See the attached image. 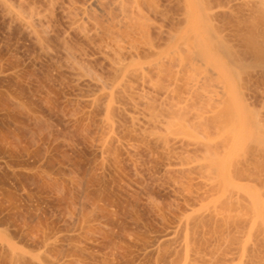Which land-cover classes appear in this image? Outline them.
I'll use <instances>...</instances> for the list:
<instances>
[{
  "label": "rangeland",
  "instance_id": "rangeland-1",
  "mask_svg": "<svg viewBox=\"0 0 264 264\" xmlns=\"http://www.w3.org/2000/svg\"><path fill=\"white\" fill-rule=\"evenodd\" d=\"M154 1L138 59L97 5L0 0V264H264V0Z\"/></svg>",
  "mask_w": 264,
  "mask_h": 264
},
{
  "label": "bare ground",
  "instance_id": "bare-ground-1",
  "mask_svg": "<svg viewBox=\"0 0 264 264\" xmlns=\"http://www.w3.org/2000/svg\"><path fill=\"white\" fill-rule=\"evenodd\" d=\"M54 1V0H53ZM69 1V6H68V11H67V14L70 16V18H72L71 19V28L72 29H74V30H76V31H78V32H80L82 35H86V33H85V31H87L86 29H87V22H91L92 24H93V26H94V29L96 30V32L98 31V30H100V27H99V25L101 24V22H100V18H99V16L100 15H102L104 12H106V16H107V18H106V22L108 23V25H106L104 22H103V25L105 26L104 28H105V31H106V33L109 35V37L112 39V41L116 44V47L118 48V50H120V51H127V52H131V51H133V52H135L136 53V55H138L137 56V58L138 59H140L139 57V50H140V46L141 47H143V46H147L148 47V49H150V50H154L155 49V45H154V42L152 41V36H151V28H150V26L152 25H150V22L152 21L151 19H150V16H148V14H147V12H146V9H149V10H151L152 9V11H154V10H156V11H158V6L156 5V3H155V1L154 0H85L84 1V3H79V0H78V2L77 1H75V0H68ZM52 2V1H51ZM82 2V1H81ZM95 4V5H94ZM87 5H88V7H87ZM89 5H94V6H90L89 7ZM99 6L98 7V11H99V9L101 10L99 13H101L102 12V10L104 11L102 14H100V15H98V17H96L97 15L96 14H93L94 16L92 17L89 13H90V8H92V7H95V6ZM89 9V10H88ZM93 9V8H92ZM92 9H91V11H92ZM95 9V8H94ZM154 9V10H153ZM188 9V8H187ZM89 11V12H88ZM155 11V12H156ZM188 12H189V10H188ZM187 12V13H188ZM148 16V17H147ZM189 16H191V15H189ZM101 17V16H100ZM31 18L32 19H34V17H32L31 16ZM39 20L41 19L40 17L38 18ZM148 19H150L151 21H149L148 22ZM24 22H25V24H27L26 25V28L28 29V30H30V31H32V32H34L35 30L33 29V25H31L30 24V20H27V19H25V18H23L22 19ZM32 21V20H31ZM85 25H86V27H85ZM179 29V31H180V28L181 27H178ZM102 29V28H101ZM195 30V29H194ZM178 31V32H179ZM177 34H175V35H172V34H174V33H171L170 34V36H169V38L171 39H169L170 40V42H169V40H168V46L166 47V45L164 46V47H162V48H157L155 51H154V53L152 54V55H150V56H148V58L150 59V57L152 58L153 57V59H152V64H150V66H152V67H165L166 66V59H167V57H169V56H174V55H176L175 57L176 58H178V55L180 56V55H182V53H181V43L183 42V41H181L180 42V34L177 32V30L175 31ZM195 31H193V33H194ZM98 33V32H97ZM190 33H191V31H190ZM203 33V32H202ZM88 34V33H87ZM191 35H192V38H190L191 36L189 35V38H188V35H187V40L189 41H191V39H194V35L191 33ZM203 35V34H202ZM88 36V35H87ZM86 36V37H87ZM204 37V36H203ZM211 37V36H210ZM125 39L126 40H130L129 41V45L128 46H126L125 45ZM183 39V38H182ZM206 39V38H205ZM186 42H187V40L186 39H184ZM195 40V39H194ZM189 41V44L191 43L192 44V42H194L193 40H192V42H190ZM127 43V42H126ZM212 38H208V40L207 41H205L204 39H201L200 40V42H199V44H198V46H199V48H202L201 50H199V49H197V52H198V50H199V54L198 53H194V52H196L195 51V49H193L194 51H193V53L194 54H196V56H197V54H198V56H200L199 58H202V60L204 59V60H206V58L208 59V61H209V59H210V57L209 56H211L212 55ZM128 44V43H127ZM190 44V45H191ZM194 45H195V42L193 43ZM213 44H216L215 43V41H214V43ZM186 45V44H185ZM188 45H186V47H187ZM214 46V45H213ZM128 47V48H127ZM214 47H216V45L214 46ZM213 47V48H214ZM183 48V47H182ZM192 48H194V46L192 47ZM225 48V47H224ZM227 48V47H226ZM225 48V49H226ZM135 50V51H134ZM227 50V49H226ZM228 51V50H227ZM183 52V51H182ZM227 53H229V52H227ZM173 58L171 61H169V63L171 64V62H175L174 60H176V58ZM180 57H182V56H180ZM179 57V58H180ZM135 59V57L133 56L132 58H131V60H130V64H133V63H135V61L136 60H138V59ZM229 59H230V57H229ZM151 60V59H150ZM168 60V59H167ZM211 60V59H210ZM207 61V60H206ZM179 62V63H178ZM178 64H179V67L181 66V64L182 63H180V61L178 60ZM212 62V61H211ZM123 63V62H122ZM121 63V64H122ZM177 64V65H178ZM193 64H194V66H192V67H195V63L193 62ZM127 65V66H126ZM140 65V64H139ZM144 65H147V64H144ZM155 65V66H154ZM148 66V65H147ZM197 66V65H196ZM122 67H130V65L127 63V64H122ZM142 67V66H141ZM182 67V66H181ZM148 68V67H147ZM159 68V69H160ZM161 68V69H162ZM166 68V67H165ZM133 69H135V68H133ZM142 69V68H141ZM145 69V68H144ZM165 70V69H164ZM137 71H139V69L137 70ZM151 71V70H150ZM159 71V70H158ZM162 71H163V69H162ZM162 71H160L159 73H160V75L162 74ZM142 73L144 72L145 74H146V72L145 71H141ZM156 72H157V70H156ZM171 72V71H170ZM138 73V72H137ZM141 74V76H140V74H139V78L142 80L141 81V84H142V93H141V91H140V94H141V98H144V103H147V97H145V96H147L146 95V91H144V85H145V78L146 77H148L149 75V73L147 74V76H145V74ZM165 73H166V70H165ZM175 73V72H174ZM177 73H178V71H177ZM173 75V74H172ZM165 76V75H164ZM178 76L179 75H177V77H175V75H174V77L175 78H173V80L174 79H176V78H178ZM203 76V75H202ZM168 77V76H167ZM170 77V76H169ZM151 78V77H150ZM162 78V77H161ZM157 79V78H156ZM166 79V78H165ZM172 79V78H171ZM170 79V80H171ZM203 80V77L202 78H200V80ZM177 80V79H176ZM199 80V79H198ZM206 80H207V77H206ZM157 80H154V82H156ZM197 81V80H196ZM195 81V82H196ZM204 81V80H203ZM154 82L152 83V81H151V84L150 85H153L154 87H159L161 84L163 85V83H160V85H159V82H157L156 84H154ZM162 82V81H161ZM164 82V81H163ZM166 82V81H165ZM165 82H164V84H165ZM194 82V83H195ZM199 82V81H198ZM198 82H196L195 84L193 83L192 85H194V87L192 86V85H189L191 88H193L194 90H189V92L190 91H194V92H196L197 90H199V89H197V84H198ZM200 82H202V81H200ZM170 84H172V81L171 82H169ZM159 85V86H158ZM167 85V84H166ZM202 85H203V83H202ZM201 85V86H202ZM152 86V87H153ZM163 86H165V85H163ZM168 86V85H167ZM195 86H196V88H195ZM172 88V87H171ZM171 88L170 89H167V87H165V88H162L163 90L165 89V93L166 94H168L170 91H171ZM155 89V88H154ZM158 89V88H157ZM160 89V88H159ZM156 90V89H155ZM162 90V91H163ZM173 90V89H172ZM176 91V90H175ZM143 92L145 93V95L143 94ZM188 92V94H189V96H188V99H187V101L189 100V97H192V96H190V95H193V94H190ZM174 93V92H173ZM197 93V92H196ZM139 94V95H140ZM150 94V93H149ZM195 94V93H194ZM199 94V93H198ZM144 95V96H143ZM112 96V95H111ZM165 96V95H164ZM163 96V98H165ZM140 97V96H139ZM199 97V96H198ZM205 97H206V95H205ZM203 95L199 98V100H200V102H201V100H204V98H205ZM209 99H210V97L209 96H207ZM206 97V98H207ZM145 98H147V99H145ZM161 98H162V96H161ZM160 98V99H161ZM191 99V98H190ZM165 100V99H164ZM167 100V99H166ZM165 100V101H166ZM140 101H142V100H140ZM152 101V100H151ZM209 101V100H208ZM112 103H113V97H111L110 99H109V103H108V106H107V109L109 110L110 108H111V105H112ZM148 103H149V101H148ZM132 107L133 108H135V109H138L139 108V106L136 104V102H135V100H133L132 101ZM150 104H152V103H150ZM114 105V104H113ZM148 105V104H147ZM155 105V104H154ZM146 106V105H145ZM156 107V106H155ZM162 107V106H161ZM155 109V108H154ZM160 109V108H159ZM151 110V108L149 109V110H147V112L148 111H150ZM151 112L152 111H150V113L149 114H151ZM154 112H156V111H154ZM154 112H153V114H154ZM145 113V112H144ZM129 114V113H128ZM159 114V113H158ZM157 114V115H158ZM161 114V113H160ZM156 115V116H157ZM162 115V114H161ZM132 116V120L135 122V120H137L138 119V121H139V119H140V121H139V123H141L142 121H148V123H149V119H150V121L151 122H153L152 121V117H155V115L154 116H151L149 119H142V121H141V118L140 117H136V119H135V117H133V116H135V115H131ZM144 117H145V115H144ZM147 117H149V115L147 116ZM147 117H145V118H147ZM156 118V117H155ZM163 118V117H162ZM159 119H158V117H157V121H158ZM164 120V119H163ZM158 123V122H157ZM153 124H154V122H153ZM155 124H156V121H155ZM160 124V123H159ZM163 127V126H162ZM167 147V146H166ZM168 148V147H167ZM250 229V228H249Z\"/></svg>",
  "mask_w": 264,
  "mask_h": 264
}]
</instances>
